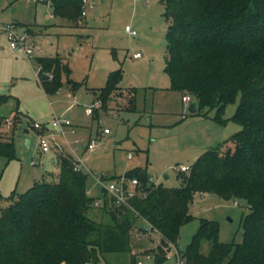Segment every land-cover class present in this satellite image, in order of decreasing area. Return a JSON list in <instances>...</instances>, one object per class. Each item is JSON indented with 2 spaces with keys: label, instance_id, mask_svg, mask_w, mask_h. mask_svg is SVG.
Here are the masks:
<instances>
[{
  "label": "trees",
  "instance_id": "trees-1",
  "mask_svg": "<svg viewBox=\"0 0 264 264\" xmlns=\"http://www.w3.org/2000/svg\"><path fill=\"white\" fill-rule=\"evenodd\" d=\"M161 1L169 21L170 89L194 96L197 114L205 107L217 108L213 118L221 123L227 121L224 107L240 93L230 117L240 129L202 152L188 171H181L184 180L178 186L152 182L146 167L127 171L126 176L139 179L142 193L116 204L106 190L98 206L110 222L90 215L97 198L88 193V174L76 167L78 159L70 152L58 153L57 180L36 181L17 197L13 190L10 204L0 206V264H99L106 253L131 252V231L140 220L147 223L145 229L151 226L160 234L153 256L163 262L171 244L178 245L181 226L195 218L190 212L195 195L205 192L248 203L250 210L241 219L243 240L221 241L219 222L200 218L183 250L187 259L193 264H264V0ZM83 5V0H51L53 14L75 24L82 18ZM36 59L45 92L57 91L64 76L73 90L79 86L69 77L68 57ZM121 77L119 68L99 88L102 108L122 88ZM14 128L0 133V155L8 160L16 157ZM205 239L211 242L207 252L201 251ZM131 264H137L135 253Z\"/></svg>",
  "mask_w": 264,
  "mask_h": 264
},
{
  "label": "rangeland",
  "instance_id": "rangeland-1",
  "mask_svg": "<svg viewBox=\"0 0 264 264\" xmlns=\"http://www.w3.org/2000/svg\"><path fill=\"white\" fill-rule=\"evenodd\" d=\"M0 3V24L17 22L20 31L28 30L35 37L34 53L26 54L12 48L4 34L0 36V133L4 128L10 133L15 126L16 149V157L11 160L0 155V206L10 204L13 190L17 197L36 181L58 179L59 165L53 161L58 144L63 148L59 147L57 153L70 152L76 159H83L88 193L98 199L106 191L105 184L137 166L146 167L154 183L178 186L184 172L177 166L191 165L210 146L229 139L240 129L230 119L240 93L224 107L222 116L227 121L221 123L213 118L217 108L205 107L200 114L190 112L184 94L170 89L166 71L169 21L161 0H87L86 14L78 24L55 16L50 2ZM127 25L136 34L127 32ZM137 52L140 56H135ZM56 54L68 57L69 77L80 83L75 90L67 76L52 93L45 92L39 83L36 57ZM119 68L122 88L112 94L105 108L95 107L94 112H88L87 107L98 100L99 88ZM191 97V102H196ZM204 111L208 114H202ZM56 117L69 119L72 125L64 126L62 131L51 125ZM6 118L12 120L10 125L4 122ZM34 122L43 124V131L34 128ZM105 128L110 131L105 132ZM41 132L51 136L49 151L40 149ZM90 138L98 141L93 150L86 147ZM249 210L243 199H226L212 192L196 194L190 205L195 218L181 226L178 248L186 249L203 217L219 222L221 241L241 242V219ZM90 215L98 221H111L96 205ZM146 227L147 223L140 220L131 231V252L106 253L99 264H131V253L143 264H175L173 258L157 262L151 256L160 234ZM210 245L209 240H203L201 251L207 252Z\"/></svg>",
  "mask_w": 264,
  "mask_h": 264
},
{
  "label": "built area",
  "instance_id": "built-area-1",
  "mask_svg": "<svg viewBox=\"0 0 264 264\" xmlns=\"http://www.w3.org/2000/svg\"><path fill=\"white\" fill-rule=\"evenodd\" d=\"M36 1H46L50 2L51 0H36ZM83 10L82 14H86L85 9V3L87 0H83ZM1 6V3H0ZM126 31L130 34H136V30L132 29L131 26H126ZM1 34H4L9 44L12 48H20L22 49L26 54H32L34 53V34L30 33L28 30L20 31L18 29L17 22H10L5 24H0V36ZM135 56H140L139 52L135 54ZM50 77H52V73L49 74ZM183 101L189 105L192 101V97L189 94L183 95ZM101 106V100L98 99L96 102L93 103V106L87 107L88 112H93L95 107ZM6 124L10 125L12 123V120L9 118L5 119ZM51 125L54 127H58L60 130L64 131V126H71L72 123L69 119L66 118H60L56 117L52 122ZM34 128H36L39 131H43L44 125L39 122H34L33 124ZM72 131H75L74 128H72ZM105 132H109V128L104 129ZM76 142L79 143L80 139L77 138ZM38 143L40 146V149L42 152L49 151L52 148V140L51 136L48 134H45L44 132H41L39 134ZM98 144V141L96 138H91L87 142V149L93 150L96 148ZM131 156V154H129ZM78 163L76 164L77 168H81L83 159L81 157H78ZM176 169L178 171H188L190 169V165L182 164L180 166H177ZM139 186V179L137 177H128L126 175H121L119 178L110 180L107 184L104 185L107 192L114 198V201L116 204H123L127 203L128 200L138 194H141L142 191L138 188ZM95 205L98 206L101 203V199H97L95 202ZM148 229H151V226H148ZM153 256V254L151 255ZM154 257V256H153ZM174 259L175 264H193L190 262L187 257L185 256L182 249L178 248V245H173L167 249L165 253V260L166 259ZM164 260V261H165ZM137 264H143L142 260H137Z\"/></svg>",
  "mask_w": 264,
  "mask_h": 264
},
{
  "label": "water",
  "instance_id": "water-1",
  "mask_svg": "<svg viewBox=\"0 0 264 264\" xmlns=\"http://www.w3.org/2000/svg\"><path fill=\"white\" fill-rule=\"evenodd\" d=\"M188 109H189V111L190 112H196V111H198V105H197V102H195V101H193V102H190V104H189V106H188ZM29 142V139L27 138V143ZM230 151H231V148H229L228 150H227V152L228 153H230ZM167 176V175H166Z\"/></svg>",
  "mask_w": 264,
  "mask_h": 264
},
{
  "label": "crops",
  "instance_id": "crops-1",
  "mask_svg": "<svg viewBox=\"0 0 264 264\" xmlns=\"http://www.w3.org/2000/svg\"><path fill=\"white\" fill-rule=\"evenodd\" d=\"M136 54V53H135ZM94 111V110H93ZM91 139V138H90ZM27 140V139H26ZM29 141H30V139H29ZM29 143V142H28ZM59 145V144H58ZM59 147H61V146H59ZM97 147V146H96ZM61 148H63V147H61ZM55 155L53 156V161L54 162H57L58 163V165H59V162L57 161V155H58V153H57V151H58V148H55ZM60 169V168H59ZM82 169H83V166H82ZM88 192H89V190H88ZM90 193V192H89ZM197 194H199V193H197ZM200 194H204V193H200ZM98 199H101V197L100 198H98Z\"/></svg>",
  "mask_w": 264,
  "mask_h": 264
}]
</instances>
